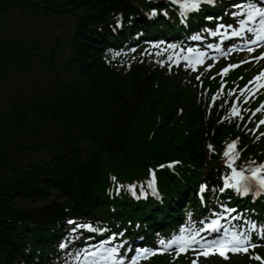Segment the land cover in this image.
Here are the masks:
<instances>
[{
    "label": "trees",
    "instance_id": "obj_1",
    "mask_svg": "<svg viewBox=\"0 0 264 264\" xmlns=\"http://www.w3.org/2000/svg\"><path fill=\"white\" fill-rule=\"evenodd\" d=\"M117 13L130 22L120 37L151 27L133 0H0V88L9 77H29L32 60L50 85L0 110V264L41 260L67 216L107 221L150 209L151 222L193 195L202 175L217 181L215 169L203 171L208 145L221 151L235 123L219 122L221 108L208 111L191 89L162 80L152 66L118 69L108 54L117 37L107 27ZM48 21L61 31L44 47L45 32L37 38L24 29ZM53 126L54 138L38 141ZM172 160L181 169L157 173L164 200L130 204L124 183ZM112 177L120 194L108 191Z\"/></svg>",
    "mask_w": 264,
    "mask_h": 264
},
{
    "label": "snow or ice",
    "instance_id": "obj_2",
    "mask_svg": "<svg viewBox=\"0 0 264 264\" xmlns=\"http://www.w3.org/2000/svg\"><path fill=\"white\" fill-rule=\"evenodd\" d=\"M169 2L178 6L179 8V16L181 18V23H185L188 15L192 12H198L202 4L214 5L215 0H169ZM264 0L262 3H257L256 0H249L246 4H235L234 7L237 9L236 11L225 13V15H230L233 17L234 22L238 23V27H233L232 23H217L215 28H205V32L209 35L216 37L219 36L221 41L225 38H240L241 40H245L247 42V52L251 54L255 51L253 46L258 44H264ZM151 15H157L156 9L151 10ZM167 15V12L164 13ZM209 21L217 20L222 21V16H208L206 17ZM119 23V21L117 22ZM230 30V31H229ZM250 34V35H249ZM192 40H200L202 39L201 35H193L191 37ZM154 47H158L155 45ZM208 48L215 52H221L222 49L219 46H213L212 44L208 45ZM168 49L172 50V55L168 56L169 62L179 63L180 61L184 62L185 67H190L192 70H196L197 65H203L205 59L208 57V52L204 51H194L193 48L189 47L186 50L180 48V46L176 44H169ZM232 48H228L225 55H229L232 52ZM167 51V49H166ZM186 52V54H184ZM156 55H161L159 51L155 53ZM253 60H262L264 59V53H261L259 57H252ZM250 60H244L240 63H249ZM163 65V61H159ZM240 64H229L225 66L221 72L219 73L221 76L227 74L231 69L239 67ZM208 68H211L212 65H207ZM199 80L200 77L198 76ZM256 89L258 92L261 89H264V70H261L256 76L253 77L249 84L245 86L244 89L240 90V95L244 96L243 102L245 104L248 103L249 99L256 94L253 92L251 88ZM224 85L221 84L219 93L211 96V104L209 107H213L216 104L219 95L223 93ZM247 93L248 95H245ZM228 96L232 97L231 109L229 116L223 117L219 122L223 123L225 120L229 118H238L240 120H244L245 117L243 112L245 109L240 107V97L236 95L235 90H229ZM221 102V107H223V103ZM264 110V103L260 105L259 108L252 112L248 117V120L251 121L252 117L257 113ZM264 126V119H260L257 124V128ZM247 129V125H245ZM251 131V129H248ZM260 135L264 136V133ZM238 139L233 140L231 143L226 145V148L223 152V156L226 160V167L230 169V174L226 175L223 178V186L220 187L219 191L221 193L225 192L226 189H233L240 196H245L250 193L259 194L264 192V163L256 165L255 161L249 162L250 166L245 169L238 170L235 165V160L238 158L239 153L236 151V145ZM209 151L214 152L215 149L211 144L208 145ZM179 162H172L166 165L169 168L175 166ZM161 168L165 167V165H160ZM249 173L246 175L245 173ZM154 176V171L152 173ZM148 188L151 189L153 194L156 193L155 188V180L150 179L148 182ZM206 190V185L201 187V192ZM119 191V189H117ZM235 209H230L227 207L223 208L224 213H228L231 215ZM216 217H223V213H215ZM227 218V217H223ZM69 224L73 225L71 231L75 232L77 229H87L89 232L91 231H100V229H93L90 224H76L74 221L69 220ZM247 229L244 231H231L228 229H223L224 234L218 238L208 240L201 233H219L221 232V223L220 218H213L209 221H201V226L199 228H186L182 229V234L174 237L171 240L159 241L161 248L159 251L163 253L166 249L172 248L176 252L177 256L182 253H187L189 250L193 251L196 254V258L192 261V264H197L199 258L201 256L207 258L209 255L218 254L224 259H228V253H245L247 254L250 249H255L257 245L251 242V239L248 235L250 232H254L257 230V224L254 222H247ZM183 233H187L186 235ZM119 235V234H116ZM199 237V239H198ZM115 236H113V239ZM203 241V243H201ZM72 241L66 243H60L59 248L64 250L69 247V244ZM111 244V241H106L101 244L99 247L94 245L83 247L82 249H78L74 254L75 264H124V261L119 258V248L115 246H108ZM194 245H199V247H193ZM157 251L153 250L149 252L147 249L143 250L142 253L138 254L137 258L132 259V264H137L140 255L144 257H148L150 255H156ZM250 259L259 261L260 264H264V257H261L259 254L250 256Z\"/></svg>",
    "mask_w": 264,
    "mask_h": 264
},
{
    "label": "rangeland",
    "instance_id": "obj_3",
    "mask_svg": "<svg viewBox=\"0 0 264 264\" xmlns=\"http://www.w3.org/2000/svg\"><path fill=\"white\" fill-rule=\"evenodd\" d=\"M15 26H16L15 30L17 32H20V26L19 25H15ZM65 26L66 24L64 23L62 29L65 28ZM24 30L25 33H31L35 37L40 35V33L45 32L48 35V37L46 38V40H41V43L44 47L48 46V43H52L54 36L61 31L60 27L57 25L55 21L46 22L43 28L40 27L38 23L30 22ZM31 66H32V74L29 77H26L22 80H16V78L9 77L8 82L3 83L1 85L2 87L0 88V110L10 105V102L16 97L23 98L24 95H28L32 91H43L49 88L50 85L45 82L47 73L38 66L36 60L31 61ZM14 82H16V84H14ZM20 90H23L25 92L21 93L19 92ZM55 129L56 127L53 126L52 131L46 133L42 132L41 136L38 138V141H48L53 139L54 134H52L51 132H53ZM55 132L56 131H54V133ZM38 155L39 154H35L33 155V157H36Z\"/></svg>",
    "mask_w": 264,
    "mask_h": 264
}]
</instances>
